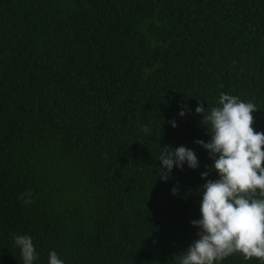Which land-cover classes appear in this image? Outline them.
Returning a JSON list of instances; mask_svg holds the SVG:
<instances>
[{
    "label": "trees",
    "instance_id": "trees-1",
    "mask_svg": "<svg viewBox=\"0 0 264 264\" xmlns=\"http://www.w3.org/2000/svg\"><path fill=\"white\" fill-rule=\"evenodd\" d=\"M221 92L264 133V0H0V264H23L18 235L35 264H178L219 179L195 109ZM164 146L199 167L161 179Z\"/></svg>",
    "mask_w": 264,
    "mask_h": 264
},
{
    "label": "clouds",
    "instance_id": "clouds-1",
    "mask_svg": "<svg viewBox=\"0 0 264 264\" xmlns=\"http://www.w3.org/2000/svg\"><path fill=\"white\" fill-rule=\"evenodd\" d=\"M219 106L206 110L202 105L195 113L203 116L202 124L209 130L211 139L196 143L210 153L212 168L219 179H207L209 173L201 174L207 180L202 186L201 218L192 221L200 229L195 240L183 255H176L178 264H221L234 253L247 259L256 258L264 264V133L253 129V113L259 109L252 102H244L238 96L221 92ZM181 117L185 111L179 113ZM176 127L175 122H171ZM145 134L150 129L142 128ZM157 160L167 180L173 168L197 169L196 153L184 146L174 150L161 147ZM259 190V198H257ZM177 189L173 188L175 195ZM33 193L27 190L19 197L24 205L34 203ZM23 264H35L39 260L30 235L14 237ZM48 264H65L55 251L48 254Z\"/></svg>",
    "mask_w": 264,
    "mask_h": 264
}]
</instances>
